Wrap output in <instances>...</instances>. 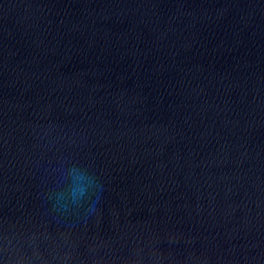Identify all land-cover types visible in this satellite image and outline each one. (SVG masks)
<instances>
[{
    "label": "water",
    "instance_id": "water-1",
    "mask_svg": "<svg viewBox=\"0 0 264 264\" xmlns=\"http://www.w3.org/2000/svg\"><path fill=\"white\" fill-rule=\"evenodd\" d=\"M0 264H264V0H0Z\"/></svg>",
    "mask_w": 264,
    "mask_h": 264
}]
</instances>
